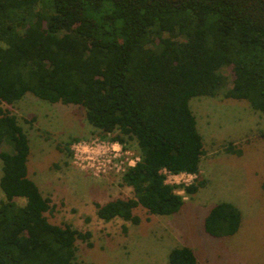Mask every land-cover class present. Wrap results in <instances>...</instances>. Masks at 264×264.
<instances>
[{
  "label": "trees",
  "instance_id": "obj_1",
  "mask_svg": "<svg viewBox=\"0 0 264 264\" xmlns=\"http://www.w3.org/2000/svg\"><path fill=\"white\" fill-rule=\"evenodd\" d=\"M27 93L84 107L102 137L137 143L139 160L121 175L133 196L96 203L99 218L139 224L138 206L178 213L177 188L193 196L205 185L171 184L165 172H200L204 140L190 99L222 93L264 113V0H0V264H87L76 241L91 232L49 220L54 205L29 177V138L1 106ZM79 139L65 142L70 155ZM241 220L223 201L204 229L228 237ZM169 264H197L196 255L176 247Z\"/></svg>",
  "mask_w": 264,
  "mask_h": 264
},
{
  "label": "rangeland",
  "instance_id": "obj_2",
  "mask_svg": "<svg viewBox=\"0 0 264 264\" xmlns=\"http://www.w3.org/2000/svg\"><path fill=\"white\" fill-rule=\"evenodd\" d=\"M224 73L230 85L232 68ZM1 106L17 116L29 138V177L54 205L47 213L49 220L91 232L88 240L76 241L79 261L169 264L173 248L188 246L197 264H264V113L247 100L222 93L190 99L204 140L200 172L195 177L168 176L167 181L182 186L202 180L205 185L193 196L178 187L185 203L175 214H151L136 207L139 224L119 217L104 221L96 208V203L133 196L132 188L121 183V175L140 157L135 141L127 147L116 145L115 156L108 147L116 144L110 139L113 133L102 137L88 122L85 108L76 104L53 103L27 93L15 104ZM75 137L80 139L72 142L70 155L65 142ZM4 197L0 187V198ZM223 201L240 210L241 226L232 236L214 237L206 233L204 219Z\"/></svg>",
  "mask_w": 264,
  "mask_h": 264
},
{
  "label": "built area",
  "instance_id": "obj_3",
  "mask_svg": "<svg viewBox=\"0 0 264 264\" xmlns=\"http://www.w3.org/2000/svg\"><path fill=\"white\" fill-rule=\"evenodd\" d=\"M120 143L119 142H116V144L115 145H111V147L110 146H108L109 148H112L113 149V152H114V155L115 156H117V154H119V149H117V147H116V145H118V146H120L119 145ZM97 160V159H96ZM110 162L112 161L111 159H108ZM139 160V159H138ZM137 160V161H138ZM136 161V162H137ZM136 162H134L133 164H131V163H129V165H127L126 167H128V166H130V165H134ZM126 167L124 168V170L123 171H125V169H126ZM165 172H166V174H167V177L168 176H173V177H175V176H177V175H188L189 177H195L196 176V174H189V173H180V174H172V173H169L168 171H166L165 170ZM168 182V181H167ZM184 183V182H183ZM189 184H191V183H189ZM184 185H188V183H184Z\"/></svg>",
  "mask_w": 264,
  "mask_h": 264
}]
</instances>
